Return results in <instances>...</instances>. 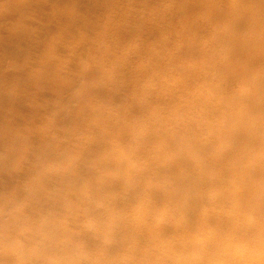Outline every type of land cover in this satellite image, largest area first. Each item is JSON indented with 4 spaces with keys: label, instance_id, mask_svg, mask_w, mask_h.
<instances>
[{
    "label": "clouds",
    "instance_id": "obj_1",
    "mask_svg": "<svg viewBox=\"0 0 264 264\" xmlns=\"http://www.w3.org/2000/svg\"><path fill=\"white\" fill-rule=\"evenodd\" d=\"M0 264H264V0H0Z\"/></svg>",
    "mask_w": 264,
    "mask_h": 264
}]
</instances>
